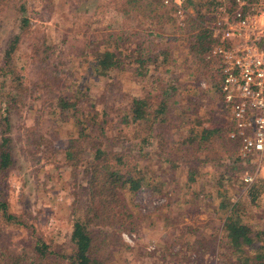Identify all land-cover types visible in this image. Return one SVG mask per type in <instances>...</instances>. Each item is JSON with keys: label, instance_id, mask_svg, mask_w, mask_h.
I'll return each instance as SVG.
<instances>
[{"label": "rangeland", "instance_id": "374dc122", "mask_svg": "<svg viewBox=\"0 0 264 264\" xmlns=\"http://www.w3.org/2000/svg\"><path fill=\"white\" fill-rule=\"evenodd\" d=\"M115 1L0 0V58L7 40L20 31L17 19L24 15L30 21V27L24 31L26 34L19 39L13 60L25 74L30 92L20 113L13 114L11 118L14 165L5 180L0 181V189L3 188L10 212L32 224L45 239L51 238L64 246L69 244L70 238V207L77 205L78 193L80 199L84 197L85 186L81 187L82 195L78 187L85 185L82 169L88 143L78 139L79 127L70 118L71 112L67 114L69 111L60 108L59 97H72L82 89L84 104L80 105L83 114L91 110L98 111L100 119L105 116L108 134L112 138L117 135V128L122 127L118 124L119 111L125 103L133 96H143L147 90L160 86L168 77L177 78V85H180L175 96L178 100L176 106L186 104L185 97L194 99L198 94L193 80L199 74L191 65L192 57L187 54V49L177 39L185 31L187 20L195 14L194 8L186 6L185 2V18L180 25L175 16L176 7L162 0L164 5L173 6L175 23L179 26L170 42L173 46L171 55L167 61H161L160 69L150 67L151 76L146 77L135 76L129 69L102 77L93 74L89 66L92 53L97 45L100 47L98 42L106 41L109 33L134 28L132 20L114 7ZM25 2V10L17 8ZM167 26L164 30L156 27L154 31L168 32L172 28ZM166 40L165 37L156 38L161 47L167 46ZM38 46H41L38 54H33ZM157 76L160 77L158 83L155 81ZM199 85L209 91L208 80H200ZM208 95L203 105H199L203 100L200 95L194 99V103L199 102V108L191 111V117L198 114V118L206 121L208 116L213 119L220 116L221 103L214 96L213 89ZM178 111L172 107L168 118L172 125L164 126L162 140L155 139L150 145L155 153H159L155 160H128V166L136 164V169H139L148 165L149 172L157 173L155 189H162L164 194L144 187L125 192L126 202L137 218L138 226L132 232L121 233L129 248H113L116 264H189L185 257H195V253L181 250V254L170 255L169 251L164 252V245L172 243V249L178 250L180 239L193 242L200 240L201 236L203 238L197 243L199 246L196 245L201 261H196L197 264H216L219 257L215 256L225 251L218 244L220 238L223 239L221 228L224 219L221 213L214 214L213 197L204 199L202 193L194 195L199 191V181L193 186H185L188 168L193 163L186 162L190 151L180 142L181 131L174 126ZM103 112L106 115H102ZM130 129L123 127L124 133H128L126 136H130ZM121 139L123 141L115 143L117 149L123 151L127 137L121 135ZM240 148L241 145L238 152L244 157ZM256 156H248L252 157L253 166H246L241 174L244 177L246 172L255 173V184L264 180L263 163L259 165ZM166 157L175 165L165 162ZM219 173L209 175L206 191L215 189ZM236 183L223 185L222 191H227L230 201L241 202L240 215L245 223L264 229V187L256 201L251 202L247 195L248 185L239 187ZM28 231L8 228L0 234V242L8 247L24 246L30 240ZM212 235H217L214 242Z\"/></svg>", "mask_w": 264, "mask_h": 264}, {"label": "trees", "instance_id": "16d2710c", "mask_svg": "<svg viewBox=\"0 0 264 264\" xmlns=\"http://www.w3.org/2000/svg\"><path fill=\"white\" fill-rule=\"evenodd\" d=\"M206 4L210 5L212 2L185 1L186 6L194 8L195 14L187 20L185 31L177 39L187 49V54L192 57L191 65L195 66L196 74H199L193 80L198 91L194 99L200 95L203 100L198 103L203 105L204 98L213 89L214 96L221 103L220 116L217 119L208 116L206 121L198 118V114L191 117V111L199 107L198 103H194V99L187 97L186 104L176 106L178 100L175 96L180 85H177L178 80H175L177 78L168 77L166 81H160V86L147 90L143 96H133L125 103L119 111L118 124L122 127H118L117 135L110 138L105 116L100 119L98 111L91 110L83 114L82 89L77 90L72 97H59L60 108L69 111L67 114L71 112L70 118H73L79 127L78 139L88 143L82 169L85 185L78 187L82 195L81 187L85 186L84 197L80 199L78 193L77 205L71 206L69 210L71 224L69 244L64 246L51 238L45 239L34 230L32 224L10 212L1 188L0 234L6 232L8 228H22L29 230L30 240L24 246L13 247L2 245L0 242V264H116L113 248H129L122 240L121 233L132 232L138 226L137 218L126 202L125 192H134L143 187L157 190L155 189L157 173L153 175L151 171L149 172L148 165L139 169H136V164L128 166L130 162L128 160L138 161L142 158L148 161L155 160L159 153H155L150 145L155 139L162 140L164 126L172 125L168 118L173 106L179 110V117L174 123L175 129L181 131L180 142L190 151L186 162L193 163L188 168V182L185 186L189 187L186 184L193 186L199 181L197 185L199 191L194 195L199 196L202 193L204 199L213 197L212 201L215 204L213 212L215 215L221 213L224 219L221 228L223 239L220 238L218 244L225 248V251L215 256L219 257L216 264H264V229H256L245 223L240 215L241 202L230 201L227 191H222L223 185L234 181L239 187L248 185L241 174L244 173L246 166L250 164L253 166L252 157L248 156L255 153L242 157L238 152L240 141L237 137H230L233 122L230 119L229 106L224 102L219 90L221 68L215 62L206 59L211 43L210 32L204 28V22L209 20ZM114 7L132 20L134 28L121 30L116 34L109 33L106 41L98 42L100 47L97 45L98 48L92 53V62L89 66L91 71L96 77L125 72L127 69L138 77L151 76L150 67L160 69L161 61H167L171 55L170 49H173L170 42L175 38L179 26L175 23L171 8L173 6L164 5L162 0H116ZM17 8L25 10L26 2L17 5ZM17 21L20 31L7 40L0 58V181L5 180L14 165L11 118L13 114L20 113L30 92L25 74L13 61L19 39L26 34L24 31L30 27V21L24 15ZM165 26L172 29H168V32L154 31L156 27L164 30ZM164 37L168 44L161 47L156 38ZM43 39L45 40V37ZM40 47H36L33 54H38ZM159 78L157 76L155 79L157 83ZM200 80L209 81V91L200 87ZM102 115H106V112ZM116 124L115 127L118 126ZM123 127L131 128L130 136H126L128 133H124ZM121 135L127 137L126 145L123 147L125 151L117 149L115 143L123 141L120 140ZM165 162L174 164L167 157ZM213 172H220V176L215 182V189L206 191L207 179ZM254 181L248 185L247 190L251 202L256 201L264 187V180L260 182L257 180L258 185ZM157 191L161 193L163 190ZM216 236H211L212 242ZM202 238L203 236L193 242L180 239L178 250H173L172 243H167L164 245V252L169 251L170 255H177L182 253L181 250L190 251L191 254L195 253V257L186 256L188 263L197 264L196 261L200 263L196 245L199 246L197 243ZM203 242L208 244L206 240Z\"/></svg>", "mask_w": 264, "mask_h": 264}, {"label": "built area", "instance_id": "2783aa9c", "mask_svg": "<svg viewBox=\"0 0 264 264\" xmlns=\"http://www.w3.org/2000/svg\"><path fill=\"white\" fill-rule=\"evenodd\" d=\"M163 1L176 7L183 25L186 0ZM210 1L204 22L211 35L206 59L221 68L219 90L233 122L230 137L238 138L244 157L254 152L264 167V0ZM255 176L246 172L243 179L249 185Z\"/></svg>", "mask_w": 264, "mask_h": 264}]
</instances>
